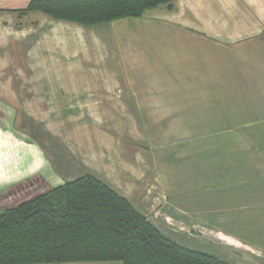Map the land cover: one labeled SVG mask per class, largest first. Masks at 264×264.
Returning a JSON list of instances; mask_svg holds the SVG:
<instances>
[{"label": "crops", "instance_id": "crops-1", "mask_svg": "<svg viewBox=\"0 0 264 264\" xmlns=\"http://www.w3.org/2000/svg\"><path fill=\"white\" fill-rule=\"evenodd\" d=\"M31 1L0 0V80L8 76L6 83L0 84V203L21 182L28 181L25 190L30 195L35 188L30 179L38 176L40 182L51 181V176L57 175L34 136L24 134L20 128L17 113L21 106L17 102L25 103L34 95L29 85H20L14 77H56L60 86H53L55 90L51 88L50 94L58 92L56 97L66 101L75 94L77 107L112 108L116 100L99 103L104 95L101 92H116L115 83L102 84L100 77L122 76L126 88L120 91L124 97L128 94L131 103L123 98L126 102L120 105L134 111L130 123L140 127L139 138L149 164L140 157L141 173L135 171L130 153V158L125 157L128 168L124 173L109 169L94 170L92 174L159 226L154 217L158 210L166 206L179 212L174 205L180 195L209 186V179L200 174L211 170L210 158L190 155L189 149L188 154L184 153L187 145H196L189 141L222 139L221 131L211 135L212 125L223 129L230 125V136L236 140L240 123L256 125L253 119L241 122L235 116L244 104L264 106V0H175L173 11L162 6L141 18L92 27L56 20L42 12L21 15L19 11L27 9ZM36 62L40 69L35 67ZM154 77L163 82L152 83ZM245 134L248 141L264 140V131L258 126L256 132ZM179 140L188 142L182 144ZM128 143L129 147L132 140ZM248 151L253 157L264 156V147L259 143L251 144ZM221 152V162L228 160V155L243 157L237 149L229 151L223 144ZM234 164L238 171V158ZM259 169L264 171V165ZM184 171L186 177H182ZM156 172L165 173L166 179H177L169 185ZM158 177L166 197L161 193L160 200L155 201V190L152 188L149 197L147 187L157 183ZM247 203L240 210L237 197L220 198L215 206L218 213L213 216L211 208L205 207L203 215L206 228L217 227L225 236L222 252L233 264L239 263L229 256L230 249L256 250L264 256V232L257 230L253 221L264 220V211L254 215L245 207Z\"/></svg>", "mask_w": 264, "mask_h": 264}, {"label": "rangeland", "instance_id": "rangeland-1", "mask_svg": "<svg viewBox=\"0 0 264 264\" xmlns=\"http://www.w3.org/2000/svg\"><path fill=\"white\" fill-rule=\"evenodd\" d=\"M35 67L40 69V65L37 62ZM7 78L8 76H4L3 80H0V84L2 81L6 83L5 81ZM119 78L120 76L100 77V79L103 80L101 82L102 84L106 83L111 86L115 83V93L109 94L101 92V94L104 95H102L99 104L105 105L107 101L111 99L114 101L116 100V107L108 108L92 106L77 107L76 101L79 100L74 93V97H68L67 101L56 97L58 92L52 91L50 94L51 88L55 90L53 86H56V88L60 86L59 82H55L56 77L49 76L45 79V76H26L23 74L14 77V80L18 81L20 85H29L34 95L29 101L25 99V103L17 102L21 106L18 109L19 113H17V115L20 114V128L25 131L24 134L27 133L28 135L31 134V136H34L33 138L37 145L45 150L47 158L51 161V165L57 172V175L54 174V176H51V181L43 180L40 182L38 176L35 177V179H30L29 183L35 184V188L30 195H28L27 190H25L28 187V181L19 183V185L11 191L10 196L0 203L1 209L17 207L26 203L27 201L25 200H27V198L33 199V196L35 197L42 192L47 193L54 187H57L60 182L64 184L65 182L72 181L76 177L86 175L87 173L92 174L94 170H96V172H101L111 169L112 173H117V171L124 173V170L128 168V161L125 159L126 156L130 158V156L133 155L131 165L135 167V171L141 173L140 171L143 166L138 165L139 158H143L144 164H149V161H146L144 157L145 152L142 148L143 141L139 138L142 137L140 127L138 124L130 123V121L135 118L134 111H132L131 107L122 108L120 105L121 102H126L122 99L128 98V94L124 97L123 91H120L126 88V84L122 76L120 79ZM151 80L154 84L163 82L162 79L157 81L158 78L156 77ZM3 94L4 97L7 98V93L3 92ZM126 100L129 104L131 103L129 102L130 98ZM79 103L80 102H78V104ZM70 104L73 105L70 106ZM262 104H264V102H262ZM243 106V108L238 109L235 116L236 119L241 122L253 119L256 125H251L249 122L240 123L237 127L239 134L237 140L230 136L233 131L228 128L230 125H224V127L227 128L223 129L218 127L217 124L212 125V130H210L212 132L211 135H218L221 131L224 133L222 134V139L209 138L196 139L195 141L190 140V143L194 142L196 145L194 144L192 148L187 147L188 145L185 147L184 153L186 154H188L187 149H189L190 155L195 153L197 156L210 158L211 170L205 173L201 171L204 174H200L203 179H209V186L206 190L199 189V191L197 189L194 194L190 192L188 194L183 193L179 196L180 201L176 202L177 206L174 205L175 209L179 208V212H173V210L165 206L163 210H158L156 212L157 214L154 216L158 220L159 226L165 230V233L179 240L182 244L201 247L209 252L214 251L217 254L224 255L221 245L224 246L222 241H224L225 236L219 233V228H206L203 223V215L204 212H206L205 207H210L212 215L215 216L219 210L215 208V206H218L220 198H230V196L237 197L238 208L240 210L244 209L243 205L247 200L249 203H247L245 207L249 208L252 214H263L264 171L259 168L264 165V156L253 157L248 154V152H250L248 150L251 149V144L253 143H259L260 146L264 147V140L248 141L245 138L246 134L244 135V131L250 133L256 132L257 126L258 129L260 128V131H264V106L263 108H261V106L254 108L251 106L245 107V104ZM127 116L131 118H127ZM129 139L132 140V145L128 147ZM179 142L184 144L188 141L179 140ZM222 144L226 148L229 147V151L231 149H237V151H239L238 154L243 157L228 155V160L221 162V157L223 156L221 152ZM260 151L262 152L263 150L261 149ZM237 158L241 163V168L238 171L237 166L234 164ZM206 166H208V164ZM251 168L257 169L254 171L248 170ZM184 172L185 173L182 172V177H186L187 175V171ZM156 174L161 176L165 180V183H169V185L170 181L177 179L176 177H167L166 179L164 178L165 173L161 172H156ZM162 187L161 179L158 177L157 183H150L148 185L147 196H152L154 189L156 193L154 200L159 201L161 193L164 196ZM163 196L162 198L166 197ZM168 203L170 202L167 200V204ZM253 221L255 226H257V230L259 229L264 232V220L254 219ZM242 229L244 230L245 228ZM230 251L231 252H228L229 256H231L233 261H238L239 264L264 263V256L261 255V252L256 250L250 251L241 248L240 250H236V252L232 249H230Z\"/></svg>", "mask_w": 264, "mask_h": 264}, {"label": "trees", "instance_id": "trees-1", "mask_svg": "<svg viewBox=\"0 0 264 264\" xmlns=\"http://www.w3.org/2000/svg\"><path fill=\"white\" fill-rule=\"evenodd\" d=\"M175 0H33L27 9L92 27L141 18ZM233 264L224 255L182 244L93 174L0 211V264Z\"/></svg>", "mask_w": 264, "mask_h": 264}]
</instances>
